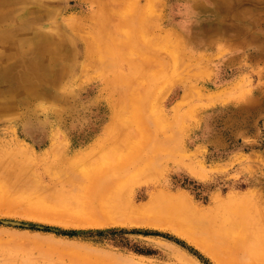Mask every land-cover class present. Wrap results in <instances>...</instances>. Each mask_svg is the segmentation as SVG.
<instances>
[{"label": "rangeland", "instance_id": "obj_1", "mask_svg": "<svg viewBox=\"0 0 264 264\" xmlns=\"http://www.w3.org/2000/svg\"><path fill=\"white\" fill-rule=\"evenodd\" d=\"M0 264H264V0H0Z\"/></svg>", "mask_w": 264, "mask_h": 264}, {"label": "bare ground", "instance_id": "obj_2", "mask_svg": "<svg viewBox=\"0 0 264 264\" xmlns=\"http://www.w3.org/2000/svg\"><path fill=\"white\" fill-rule=\"evenodd\" d=\"M199 2V1H198ZM221 2V1H220ZM192 4H188V6H189V9H192V10H194L193 9V6H191ZM197 7H198V4L196 5ZM198 8H202V7H198ZM188 10V9H187ZM187 12V11H186ZM188 13V12H187ZM118 32H120L119 31V28H118V30H117ZM198 31V30H197ZM197 31H195V33L197 34ZM194 33V34H195ZM18 35H16V37H17ZM194 37H196V36H194ZM21 39L22 41L23 40H25V39H33V40H35V45H36V47H35V51H34V54H33V56H32V58L31 59H29L31 62H33L34 64H36L38 67L37 68H39V70H40V72L37 74V77L39 76V74H41V75H46V74H48V73H50V72H54L55 70H56V61H57V59H58V57H65L66 55H67V59H69V58H72V55H73V53L75 52V50H74V41H73V38L72 37H69L67 34H66V31L65 32H63V33H53L52 35H50V34H46V33H42V34H38V33H36L34 30H32V29H25V30H23L21 33H20V35L16 38V42H17V40L18 39ZM130 43H131V41H130ZM88 47H89V44H88ZM53 49V51L55 52V54H56V56L54 55L53 57H49V61H45V60H43L44 58H43V54H44V52H47L48 50H50V49ZM52 52V51H51ZM42 55V56H41ZM60 71V70H59ZM22 72V71H21ZM2 75V74H1ZM22 75V74H21ZM50 75V74H49ZM55 75V74H54ZM52 76H53V74H52ZM2 77V76H1ZM23 77V76H22ZM23 79V78H22ZM30 90V89H29ZM115 101V100H114ZM114 101H113V103H114ZM111 102V101H110ZM117 102H115V104H116ZM120 103V102H119ZM73 104V103H72ZM112 103H110V105H111ZM118 105V104H117ZM112 106H114V105H112ZM111 106V107H112ZM110 107V108H111ZM117 108H118V106H116ZM113 108H115V107H113ZM86 109V108H85ZM112 109V108H111ZM110 109V110H111ZM114 110V112H113V115H112V112H111V116L112 117H110L111 119H110V121L108 122V125L105 127V130H104V132H105V135H106V132H107V134L109 135V137H110V135H111V133L113 132V130H115L114 132H117V133H114V134H116V136H114V137H110L111 139H109V140H111L112 141V138H113V140H118V136H121L122 137V140H123V138H125V137H123L126 133H127V130H125V131H122L121 130V127H123V126H120L118 123L120 122V117L118 116V113H115V111H116V109H113ZM118 111V110H117ZM116 111V112H117ZM86 117V116H85ZM81 118V117H80ZM76 119V118H75ZM85 119V118H84ZM86 121V120H85ZM79 122V121H78ZM77 122V123H78ZM87 122V121H86ZM74 123V122H73ZM76 123V124H77ZM75 124V125H76ZM122 125V124H121ZM74 126V125H73ZM118 126H120V129H118L119 127ZM118 127V128H117ZM127 127V126H126ZM74 128V127H73ZM124 128V127H123ZM122 128V129H123ZM70 129H72L71 128V126H70ZM145 130H147V128L145 129ZM144 130V131H145ZM119 131H121V132H119ZM109 132H111V133H109ZM119 133H121V135L119 134ZM145 133V132H144ZM140 134V133H139ZM127 135V134H126ZM130 135V134H129ZM128 136V135H127ZM117 138V139H116ZM119 139H121V138H119ZM128 139V138H127ZM103 144L102 143H100V141L99 140H96L94 143H93V145H91V147H90V149L87 151V155H92L93 154V152H95L96 150H98V148L100 147V146H102ZM141 149V147L140 146H132V147H130L129 149H126L125 148V150L123 149V151L121 152V154H122V157L124 156V158L121 160V164H128V163H131V161H132V159H133V157L135 156V155H137V153L139 152V150ZM68 150V149H67ZM67 150L65 149V153L67 152ZM120 151V150H119ZM110 152V151H109ZM116 152V151H115ZM115 152H112L113 154L115 153ZM111 153V152H110ZM117 153H120V152H117ZM116 153V155L114 154V156H117V155H119V154H117ZM105 153H104V157H105ZM107 156H109V154L107 155ZM119 156H121V155H119ZM46 157V156H45ZM81 157L79 156V157H77V156H71V158H68V159H64V158H60L61 160L60 161H58L60 164H61V162L64 164V163H70V164H72V163H74V162H76V161H78L79 159H80ZM106 158V157H105ZM57 159H59V157L57 158ZM103 161V160H102ZM63 164H61V165H63ZM65 164V165H66ZM65 165H63V167H65ZM129 165V164H128ZM48 166V165H47ZM50 166V165H49ZM48 166V167H49ZM59 165L57 164L56 165V167H55V165H53V167H55V169L56 170H58L59 168H60V166L58 167ZM66 166H68V165H66ZM50 167H52V166H50ZM49 167V168H50ZM62 167V168H63ZM49 168H48V170H46V171H48L49 172ZM58 168V169H57ZM43 169H44V167H43ZM45 169H47V168H45ZM55 169H51L52 171H55ZM46 171L45 170H42V173H40V172H38V173H40L39 175L38 174H35V175H33V178H35L36 180H39L40 182L43 180L42 178H43V176H45V174H43V173H46ZM70 178H72L73 180L75 179V177H70ZM77 181V182H76ZM75 182L76 183H81V181L80 180H77V179H75ZM82 183H83V181H82ZM111 195V194H110ZM113 195H115V194H113ZM117 195H118V193H117ZM98 196V195H97ZM124 196V195H123ZM142 196V195H141ZM29 197H31V195L29 196ZM85 197H88V196H85ZM115 197V196H114ZM150 197V196H149ZM115 198H119V195H118V197H115ZM120 198L122 199V197H121V195H120ZM123 198H126L125 196L123 197ZM128 198V197H127ZM86 199V198H85ZM91 199H92V197H91ZM120 199V200H121ZM178 199V198H177ZM117 200V199H116ZM125 200V199H124ZM129 200V199H128ZM179 200H182L181 198L180 199H178L177 201L178 202H181V201H179ZM149 201V200H148ZM22 202V201H21ZM24 202V201H23ZM123 202V201H122ZM129 202H131V200L129 201ZM120 203V202H119ZM132 203V202H131ZM133 204V203H132ZM146 204V203H145ZM144 204V205H145ZM127 205H130V206H133V205H131V204H127ZM141 205V204H140ZM139 205V206H140ZM148 205H149V203H148ZM127 207V206H126ZM136 207H138V206H134L133 208L131 207V209H133V210H135L136 209ZM141 207V206H140ZM140 207H139V209H140ZM155 207L156 206H154V208L153 209H155ZM150 208V207H149ZM156 208H158L159 209V207H156ZM145 209V208H144ZM153 209H149L151 212H153L154 210ZM136 211V210H135ZM148 211V210H147ZM157 212V211H156ZM144 215L146 214L145 212L143 213ZM155 215V214H154ZM148 216H150V214L148 215ZM151 216H153V215H151ZM150 216V217H151ZM145 216H143V218H144ZM146 218V217H145ZM148 218V217H147Z\"/></svg>", "mask_w": 264, "mask_h": 264}]
</instances>
